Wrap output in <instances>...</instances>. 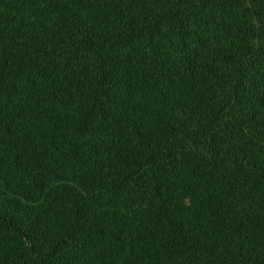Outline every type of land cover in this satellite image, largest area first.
<instances>
[{
  "label": "trees",
  "instance_id": "obj_1",
  "mask_svg": "<svg viewBox=\"0 0 264 264\" xmlns=\"http://www.w3.org/2000/svg\"><path fill=\"white\" fill-rule=\"evenodd\" d=\"M0 264H264V0H0Z\"/></svg>",
  "mask_w": 264,
  "mask_h": 264
}]
</instances>
